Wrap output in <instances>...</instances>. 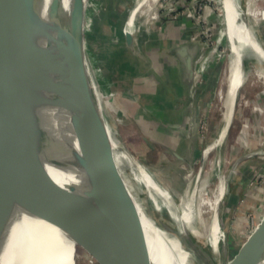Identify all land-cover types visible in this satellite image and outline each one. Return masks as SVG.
<instances>
[{"label":"water","instance_id":"95a60500","mask_svg":"<svg viewBox=\"0 0 264 264\" xmlns=\"http://www.w3.org/2000/svg\"><path fill=\"white\" fill-rule=\"evenodd\" d=\"M82 7V0H0V249L10 239V223L1 228L2 223L19 199L31 194L55 211L75 233L74 244L99 264H157L108 172L98 137L104 129L88 101ZM124 41L132 48L131 30L124 29ZM237 46L233 52L244 69L246 52ZM202 51L200 41L171 49L189 85H195ZM223 128L225 134L228 124ZM191 151L192 143L185 157ZM153 220L200 259L208 254L184 224L179 234ZM219 264H264V216L237 254L220 256Z\"/></svg>","mask_w":264,"mask_h":264},{"label":"rangeland","instance_id":"374dc122","mask_svg":"<svg viewBox=\"0 0 264 264\" xmlns=\"http://www.w3.org/2000/svg\"><path fill=\"white\" fill-rule=\"evenodd\" d=\"M187 1L158 0L152 15L146 17L139 14L136 19L140 30L137 40L139 43L133 45L130 48L132 50L126 54L125 51L127 52L128 49L124 44L122 31L127 13L111 17V11L106 6L105 0H82L83 15L86 16L89 24L83 23L85 59L86 62L88 61L87 65L93 81H97L96 83L105 90L106 94H102L103 113L108 122L116 127L120 142L124 143L131 155L148 170L154 171L153 176L161 179L176 201L181 199L186 187L190 185L193 201L197 203L199 194L196 189L198 187L202 186L211 193L219 177H225V190L218 204L221 228L218 253L219 260L220 256L231 259L255 231L259 220L264 216V84L255 73L256 67L252 57L245 55L242 49L245 80L237 92L227 131L219 144L208 153L205 163L199 162L200 158L197 157L191 168L184 162V165L180 163L181 167H178L174 166L173 159L161 157L164 151L158 144L161 141L151 143L148 139L151 136L149 133L159 129L162 123L158 113L157 94L159 93L157 91L146 93L149 88H153L154 84L148 78L150 75L148 68L150 66L157 68L152 61L142 65L145 54L143 39L147 41L156 37V27H152L153 22L158 16L159 18L172 16L171 8L176 7L177 4V6H187L189 13L194 14L195 27L192 35L202 43V56L206 55L208 60L201 68L202 71L195 82L199 95H203V100L199 112L200 123L197 127L194 125L192 131L195 127L197 128L199 140L202 141L201 151H204L206 144L218 138L225 126L221 113L223 108H219L221 102L218 94L221 89L226 92L228 87L226 78L230 48L227 45L226 32L224 45L215 42L220 27L219 20L216 18L222 11L216 4V0H190L188 4H185ZM237 1L242 20L252 26L260 41H264V18L250 16L246 13V0ZM256 6L264 7V0H257ZM141 30H144L143 33ZM211 49H213L212 52ZM117 89L127 90L121 99L116 98ZM147 95L153 96L149 104L145 102ZM142 120H145V125ZM143 130H146L149 136L144 134ZM250 152L255 154L249 156ZM217 160L220 162L217 163ZM171 164L173 166L169 167ZM122 167L135 188L136 194L147 203L151 217L160 224H167L177 232L176 223L169 222L172 224L170 225L163 218L164 215L170 218L166 210L155 209L144 188L132 181L128 166ZM204 216L202 223L209 228L211 214L207 213ZM199 228L203 229L202 226ZM187 233L193 236L191 231L187 230ZM198 243L203 250L205 249V253L207 251L211 255L205 241ZM72 259L74 264H99L95 257L78 243L72 250ZM194 264L197 263L194 262Z\"/></svg>","mask_w":264,"mask_h":264},{"label":"bare ground","instance_id":"6f19581e","mask_svg":"<svg viewBox=\"0 0 264 264\" xmlns=\"http://www.w3.org/2000/svg\"><path fill=\"white\" fill-rule=\"evenodd\" d=\"M157 1L135 0L125 23V30H133L135 28L136 18L139 14H143L146 17L152 15ZM216 4L222 12L216 18L219 20L220 27L217 31L215 42L216 44L223 43L226 32L228 36L227 45L230 48L226 78L228 87L226 92L221 89L218 94L221 102V107L219 106V108H223L221 113L224 117L225 125H227L231 116L234 92L237 87L242 86L245 80L244 69L240 68L239 58L233 52L234 47L237 44L239 50H245L246 55L252 57V62L256 67L255 73L264 84V41L258 40L251 25L243 23L237 0H216ZM256 4L257 0H246V13L250 16H261V18H264V7L259 8ZM82 16L81 28L83 29V23L87 22L88 24V20L86 16ZM87 24L86 26L89 25ZM212 51L213 49H211ZM207 61L206 55L201 56L196 65L197 77ZM84 68H87L85 63ZM88 73V101H90L93 109L92 114L96 119H99L97 122L104 129V132L98 133V137L104 147L108 172L128 211L142 228L153 260L157 264H194V262L197 264H219L218 250L221 240V228L217 218V211L218 204L225 190V177H219L211 193L203 189L202 186L198 187L196 189L199 194L197 203L193 201L190 185L186 187L179 201L174 200L161 179L153 176L152 172L154 173V171L148 170L146 166L129 153V150L126 151L124 149V144L117 137L114 124L105 121L107 119L101 113L103 108L102 94H106L105 90L96 83L97 81H93L90 72ZM83 88L85 89V84ZM84 98L87 100V95L84 94ZM224 132L225 128L220 132L221 134L218 135L217 140L206 144L203 155L204 163L208 153L219 144ZM216 162L219 163L220 160ZM123 165L128 166L132 181L144 188V192L154 208L157 210L164 208L166 210L170 218L164 215L165 221L168 224H170L169 222L176 223L177 232L179 233L182 232V224H184L186 229L192 232L196 241H205L207 243L208 251L211 255L206 254L204 258L200 259L195 251L193 252L177 236L154 222L149 214L147 203L136 194L135 188L122 167ZM202 181L204 180L202 179ZM33 198V195L27 194L19 199L15 204V210L2 223L1 228H5L6 224L10 223V228H7V230H10V239L9 243L0 249V264H74L72 250L75 246V233L57 216L52 208L44 204L40 199L36 198L35 201V198ZM32 202L36 207H29ZM37 207L40 212L37 211ZM207 213L211 214L209 228L202 223L205 218L204 215ZM46 216H48V219ZM49 217L56 224L51 223L50 221L52 220ZM198 224L203 229H200ZM2 243L0 241V246ZM75 259L78 261L76 257Z\"/></svg>","mask_w":264,"mask_h":264},{"label":"crops","instance_id":"0c3cea01","mask_svg":"<svg viewBox=\"0 0 264 264\" xmlns=\"http://www.w3.org/2000/svg\"><path fill=\"white\" fill-rule=\"evenodd\" d=\"M134 2L135 0H105L106 6L111 11V17L113 15L121 16L127 13L126 19L123 22V39L125 23L127 22L130 9L133 7ZM188 2H190V0L185 2V4H188ZM177 5L171 8V11H173L172 16L166 18L161 16L159 18L158 16L156 21L153 22L154 24H152V27H156V37H152L147 41H144L143 37L141 39H143V44L145 45L142 65L143 63L145 65V62L152 61L157 68L155 69L151 66L148 68L150 72L148 78L151 79L155 85L153 84V88H149L146 93H151L153 91L159 93L157 94V100L159 102L158 113L162 123L159 129H154L149 133L151 136L148 137V139L151 140V143L161 141L158 143L163 148L162 150H164L163 156L161 157L163 159L169 157L174 160V166L181 167L180 163L183 165L184 163H191L192 165L197 157L200 158L199 162L201 161L203 153V151H201L202 141L199 140V133L196 127L200 123L199 112L203 95H199V89L197 90L196 85L192 86L183 81L181 64L171 53V49L175 46L199 41L192 35L194 34L193 30L195 27V23L193 22L194 14H191V12L189 13L187 6ZM142 27L144 28L145 26ZM138 31H140L139 26L136 24L135 28L132 30L133 45L139 43L137 41L139 37ZM143 31L144 30H141V33H143ZM126 49H128L127 52L125 51L126 54L129 53L128 51L132 50L127 46ZM126 91L127 90L123 91L122 89H117L115 92L117 95L116 98L119 97L121 99V96H125L124 92ZM147 97L149 99L147 98L145 102L149 104L152 102L153 96L149 97V95H147ZM145 120H142L144 125ZM194 125H196V127L192 131ZM143 133L148 135L146 130H143ZM191 143V156L187 158L185 156L188 155L187 151H189V145ZM173 151L178 156L173 154ZM171 166L173 165H169V167ZM180 171H182V169Z\"/></svg>","mask_w":264,"mask_h":264},{"label":"flooded vegetation","instance_id":"af4514ba","mask_svg":"<svg viewBox=\"0 0 264 264\" xmlns=\"http://www.w3.org/2000/svg\"><path fill=\"white\" fill-rule=\"evenodd\" d=\"M132 31V30H131Z\"/></svg>","mask_w":264,"mask_h":264}]
</instances>
